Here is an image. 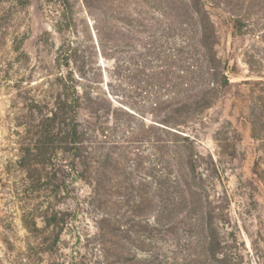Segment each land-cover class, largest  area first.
Listing matches in <instances>:
<instances>
[{
  "label": "trees",
  "instance_id": "obj_1",
  "mask_svg": "<svg viewBox=\"0 0 264 264\" xmlns=\"http://www.w3.org/2000/svg\"><path fill=\"white\" fill-rule=\"evenodd\" d=\"M45 1L63 37L58 71L21 157L31 182L52 193L25 218L49 231L44 251L58 248L67 225L63 196L93 215L94 264H242L225 232L227 199L212 198L201 171L213 158L182 127L233 85L213 12L241 32L264 0ZM78 181L89 188L83 200Z\"/></svg>",
  "mask_w": 264,
  "mask_h": 264
},
{
  "label": "rangeland",
  "instance_id": "obj_2",
  "mask_svg": "<svg viewBox=\"0 0 264 264\" xmlns=\"http://www.w3.org/2000/svg\"><path fill=\"white\" fill-rule=\"evenodd\" d=\"M22 2L0 0V264H94L87 239L96 228L85 204L79 207L72 197H60L58 207L70 215L53 251L39 244L49 231L25 225L38 205L51 200L50 190L31 182L21 157L36 129L38 108L50 103L58 71L55 45L63 37L53 28L57 8L45 0ZM251 11L249 25L241 32L213 12L221 37L218 51L229 61L227 75L233 85L182 129L198 151L213 158L201 171L210 175L212 198L227 199L225 232L243 255L242 264H264V85L256 83L264 80L259 75H264V7ZM255 116L261 124L255 125ZM73 186L78 199L88 195L83 182ZM37 222L44 226L41 219Z\"/></svg>",
  "mask_w": 264,
  "mask_h": 264
}]
</instances>
